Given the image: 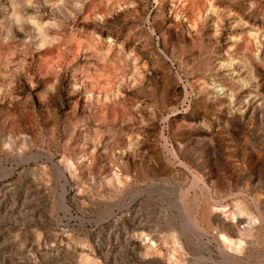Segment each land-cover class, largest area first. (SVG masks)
Listing matches in <instances>:
<instances>
[{"label":"rangeland","instance_id":"374dc122","mask_svg":"<svg viewBox=\"0 0 264 264\" xmlns=\"http://www.w3.org/2000/svg\"><path fill=\"white\" fill-rule=\"evenodd\" d=\"M263 72L264 0H0V264H264Z\"/></svg>","mask_w":264,"mask_h":264},{"label":"bare ground","instance_id":"6f19581e","mask_svg":"<svg viewBox=\"0 0 264 264\" xmlns=\"http://www.w3.org/2000/svg\"><path fill=\"white\" fill-rule=\"evenodd\" d=\"M164 2V1H163ZM191 4V3H190ZM223 15V14H222ZM11 21V20H10ZM22 21V20H21ZM262 37V36H261ZM261 52V51H260ZM256 62V61H255ZM244 63V62H243ZM254 65H255V63H254ZM66 66V65H65ZM249 67V66H248ZM252 70H253V68H252ZM263 71V70H262ZM139 72V71H138ZM254 72V71H253ZM259 72V71H258ZM261 72V71H260ZM264 73V72H263ZM250 75V74H249ZM250 79H252V78H250ZM256 79V78H255ZM205 85V84H204ZM233 88V87H232ZM236 88V87H235ZM203 89V88H202ZM236 91V90H235ZM152 93V92H151ZM258 95V94H257ZM263 95V94H262ZM202 100V99H201ZM236 101V100H235ZM251 101V100H250ZM260 104V103H259ZM247 105V104H246ZM255 105V104H254ZM256 105H258L257 103H256ZM255 105V106H256ZM251 108V107H250ZM244 110V109H243ZM252 110V109H251ZM255 110V109H254ZM135 111V110H134ZM246 111V110H245ZM248 111V110H247ZM242 112V111H241ZM235 118V117H234ZM259 119V118H258ZM95 138V137H94ZM92 141V140H91ZM45 161V160H44ZM58 168V167H57ZM200 177V176H199ZM65 183V182H64ZM216 183V182H215ZM66 192V191H65ZM64 193V192H63ZM63 197V196H62ZM229 203V202H228ZM237 203V202H236ZM212 204V203H211ZM208 205V204H207ZM214 205V204H213ZM234 205V204H233ZM238 205H241V204H239L238 203ZM255 206V205H254ZM208 207V206H207ZM214 207V206H213ZM225 208L224 209H226L225 211H223L224 213L223 214H227V216L228 217H233L234 219H236V221L237 222H241L242 220V218L241 217H237V215L236 214H238V215H241V213L242 212H240L239 210H236V211H232L231 210V208H229L228 209V205L227 206H224ZM231 207V206H230ZM238 207V206H237ZM256 207V206H255ZM180 208V207H179ZM206 208V207H205ZM204 208V209H205ZM220 208V207H219ZM233 208V207H232ZM243 208V207H242ZM260 208V207H259ZM214 209V208H213ZM233 209H235V208H233ZM185 211V210H184ZM179 212V211H178ZM187 212V211H186ZM243 212H245V210L243 211ZM247 212V211H246ZM183 213V212H182ZM205 213V212H204ZM187 214V213H186ZM212 214V213H211ZM222 214V213H221ZM244 214V213H243ZM258 214V213H257ZM191 215V214H190ZM205 216V215H204ZM213 216V215H212ZM226 216V217H227ZM209 218V217H208ZM248 218V217H247ZM210 219L211 220H213L214 221V224L216 225V226H218V228H219V232H221V233H225V231H227V230H229V229H233L234 228V225L233 224H231L230 222H229V219L227 220L226 218H224V217H222V216H220V215H218V214H216V215H214L212 218L210 217ZM231 219V218H230ZM186 220H187V222L189 221L190 222V220H188L187 218H186ZM204 220V219H203ZM231 220H233V219H231ZM206 221V220H205ZM207 222V221H206ZM243 222V221H242ZM233 223V222H232ZM245 223H246V221H245ZM253 223V222H252ZM237 224H240V223H237ZM241 225V224H240ZM249 225V224H248ZM251 226V225H250ZM190 227V226H189ZM190 228H192V227H190ZM217 230V229H216ZM244 231V230H243ZM230 232V231H229ZM232 232V231H231ZM245 232V231H244ZM190 233V232H189ZM249 233H250V231H249ZM236 234V233H235ZM231 235H232V233H231ZM242 235H244V233H241L240 234V237L242 236ZM247 235H248V233H247ZM229 236V235H228ZM228 236H225V235H223L222 237H223V239H224V241L225 242H228V244H230L231 245V243H232V240H230L229 238H228ZM244 240H246V239H244ZM256 244V243H255ZM235 245H237V247H236V249L237 248H239L240 246H238L239 244L237 243V244H235ZM196 246V245H195ZM231 247V246H230ZM234 247V246H233ZM232 248V247H231ZM243 249V248H242ZM238 251V250H237ZM236 251V252H237ZM242 251V250H241ZM229 256V255H228ZM231 257V256H230ZM229 257V258H230ZM228 259V258H227ZM231 260H232V258H231ZM230 260V261H231ZM243 260V259H242ZM227 261H229V260H227Z\"/></svg>","mask_w":264,"mask_h":264}]
</instances>
